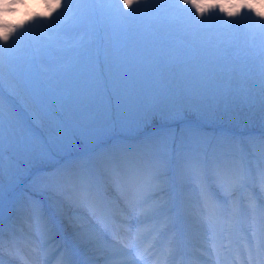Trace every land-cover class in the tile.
I'll use <instances>...</instances> for the list:
<instances>
[{"label":"snow or ice","instance_id":"obj_1","mask_svg":"<svg viewBox=\"0 0 264 264\" xmlns=\"http://www.w3.org/2000/svg\"><path fill=\"white\" fill-rule=\"evenodd\" d=\"M22 6L25 0H5L0 15V97L5 88L9 92V103L0 102V253L5 244L2 177L5 168L13 166L14 148L21 146L17 137L20 109L13 100L18 88L28 82V68L21 67L22 60L27 64L36 56H48L52 87L37 94V102L65 103L79 112L85 123L95 122L86 111L93 95L86 58L101 29L109 36L107 58L126 85L124 114L137 128L147 129L156 115H163L177 103L222 107L225 111L251 107L257 102L254 88L258 89L259 106L264 109V10L257 8L254 0H232L227 7L222 0H69L67 5L54 0L50 7L46 5L45 12L25 13L26 19L9 22L8 15H14ZM189 9L194 14L191 23L182 16ZM57 10H61L62 23H49L43 33L24 35L30 22L38 17L51 18ZM217 10L228 18L223 21L225 30L203 29L205 15ZM245 15L249 19L254 16L252 22L261 31L241 47L227 29ZM242 58L245 63L238 67ZM161 66L164 70L157 71ZM107 123L96 131L106 129ZM65 146L70 153L74 138H69ZM39 155L51 159L53 153L42 148ZM110 163L111 183L125 206L132 209L131 216L124 213L120 225L130 228L134 220L138 231L146 226L158 231L175 228L179 216L173 214L176 203L172 190L177 180L192 177L198 191L184 198L180 211L194 213L196 222L212 237L227 231L229 239L233 229L247 222L250 211L258 226L251 231L241 227L243 253L246 264H264V203H252L242 211L236 202H229L234 190L251 175L242 163L221 155L209 160L205 154L202 158L191 138L182 136L177 143L173 136L169 143L166 136L148 132L134 155L125 154ZM47 179L51 187L68 194L82 209L70 222L79 242L91 248L94 264H136L132 247L107 243L113 220L109 194L94 179L91 169L69 163L56 168ZM26 211L31 214L36 235L54 240L55 226L42 209L33 206ZM161 222L163 228H158ZM20 239L10 226L9 248L18 247ZM236 252L240 255V249ZM60 264L80 262L65 249Z\"/></svg>","mask_w":264,"mask_h":264},{"label":"rangeland","instance_id":"obj_2","mask_svg":"<svg viewBox=\"0 0 264 264\" xmlns=\"http://www.w3.org/2000/svg\"><path fill=\"white\" fill-rule=\"evenodd\" d=\"M4 2L5 0H0V15L4 12ZM61 2L67 5L69 0H61ZM72 2L75 3L76 0H72ZM222 2L225 3L227 7L232 0H222ZM254 2L257 8L264 10V7H262V0H254ZM53 3L54 0H25V6L20 7L14 15L9 14L7 19L9 22L13 23L21 19H26L25 13L45 12L47 10L46 5L50 7ZM64 11H66V9ZM182 16L186 22L191 23L194 14L189 9L184 12ZM226 19L228 18L222 16L217 10L205 15V24L201 27L213 32L216 30H225L226 26L223 21ZM253 20H255L254 16L249 19L248 16L245 15L242 18L235 19L232 27L227 29V31L233 34L237 44L241 47L251 43L252 37L261 31L258 25L252 22ZM62 22L63 16L61 10H57V12L53 13L51 18L38 17L30 22L26 26L24 35L30 36L36 33H43L46 30L45 25ZM77 35L78 34L70 37V39H75ZM109 51V36L101 29L95 38V42L91 45L86 58V70L91 76L93 85V95L88 103L86 111L95 117V122L93 123L82 122L80 113L73 110L65 103L54 101L49 104H42L37 102V94H43L52 87L49 81L52 65L48 56H36L35 59H30L27 64H25L23 60L20 62L21 67L28 68V82L27 84H22L18 88V93L13 100L20 109L21 123L17 132V137L21 146L14 148V163L12 168H5L2 177V194L4 214L8 212V219L17 216L20 220V222L17 221L14 223L15 226H13L12 229L15 230L21 238L31 236L33 239L26 247L31 248L37 244L41 246L40 242L37 241L35 228L31 223V214L29 211H26V209L39 206L43 213L46 212V214L44 213L45 216L55 226L53 235L54 233L56 234V228L59 227L57 224L67 223L68 231H59L60 233L62 232L64 238H69L70 235L74 233V227L70 220L74 215L82 211L74 207L75 204L70 200L68 194L50 186L47 177L54 169L69 163L78 165L86 164L91 171L101 176L103 183L108 186L112 185L110 179V162L106 159H101L106 157V154L110 151L114 152L116 159H120L125 154L129 156L134 155L135 151L132 155L128 153H131L130 149H134L143 141L145 132L152 133L153 135L156 133L161 134L162 132L164 134L166 133L169 143H171V138L173 136H175L177 143L180 142L182 136L185 139L191 138V140L199 146L202 158L205 154L209 160L215 155H221L230 161L235 159L237 163H242L244 168L246 167L247 161L250 162L252 168H259L258 173L255 171L257 169L253 170V176H255V173L256 175L260 174V177L252 178L251 184L249 183L253 192L252 194L257 198L259 203H264V192H262L260 186V184L264 183V150H261V146L264 147V142L258 141L251 136L247 139L243 138L245 135L253 133L256 130H260L264 133V109H262L258 103V89L254 88L252 93L253 96L257 97V102L254 103L253 106L245 107L242 110L225 111L222 107L215 109L212 106H203L199 104L181 106L177 103L163 115H156L150 123L164 124L168 122L170 124L167 126L168 128H160L162 126L150 130H148V128L144 129L142 126L137 128L135 124L127 120L124 114L126 111V85L115 66L109 62L107 58ZM24 55L27 57L29 54L25 53ZM244 63L245 60L242 58L238 67L243 66ZM163 70V66L157 69V71ZM0 102L5 105L9 103V92L7 88H5L2 97H0ZM56 112L60 115V118H56ZM192 114L197 117L201 116L204 120L206 119L205 121L208 122L206 124L207 126L224 125L234 130L231 131L230 128L227 129L230 134L217 132L214 135H210L207 134V130L193 129L190 134L189 128L197 125L196 121H188V116L191 117ZM180 119H184L185 121L174 123ZM105 121L108 122L107 128L97 132V127ZM232 132H234V134ZM138 133L141 136L132 139V137ZM231 135H235L233 136L235 140H231ZM123 137H130L131 140L129 141H134L135 143L132 144L127 142V144L120 141ZM69 138H74V147H72L70 153L65 146ZM101 142H106V146L93 150V152L99 150L98 153L93 154L92 151L88 154L84 153L86 149L96 146ZM249 143H251V145H249ZM241 145L246 147L249 155L247 154V156H245L243 154ZM42 148L51 150L53 153L51 159L42 158L39 155ZM29 149H31V151H29ZM75 153L79 154L76 156ZM80 157L84 158L79 159ZM252 163L255 165H251ZM34 168L38 170L34 171L27 181L22 182ZM42 168H48L46 170L47 172H44L45 170ZM245 183L234 190V194L230 197L229 202H236L241 194L240 189ZM112 186L114 188H109V196H118V190L114 185ZM50 190L52 193H50ZM14 191L17 192V194L10 206L8 199L12 196ZM196 191H198V186L195 179L187 177L183 180L176 181L172 194L175 198L178 196L184 201L185 197ZM218 195L223 196L224 193L218 192ZM30 201L31 203H29ZM8 219H4L5 235H8L11 223V220L8 222ZM130 228L126 226L128 234L131 232L129 231ZM25 234L29 235L26 236ZM108 240L110 241L111 239ZM20 244L19 242V245ZM53 244L51 243V245ZM46 246L49 247L47 252L52 254V252L56 251V249L51 250L50 243H46ZM36 249H38L37 246ZM63 251L64 249L62 252ZM39 252H45V250L39 249ZM28 254L34 256L35 253L29 250ZM3 257H10V255L5 252L0 253L2 262L5 261ZM10 259L17 261L15 258Z\"/></svg>","mask_w":264,"mask_h":264},{"label":"bare ground","instance_id":"obj_3","mask_svg":"<svg viewBox=\"0 0 264 264\" xmlns=\"http://www.w3.org/2000/svg\"><path fill=\"white\" fill-rule=\"evenodd\" d=\"M260 186L263 192L264 183L260 184ZM220 193H223V192H220ZM183 202L184 201L182 200V198H179L178 196L177 198H175L176 209H174L173 214H177L179 216V218L176 221L175 228L169 227L168 230H164V231H158L157 228H151L147 226L142 228L140 231L137 230V227L133 228L134 232L135 233L137 232L136 236H137L138 243H139V249H142V246L143 247L145 246V245H141V241H139V237L141 235L140 233L143 230L148 229V232H151V234L145 237V241L146 240L148 241L157 240L158 242L154 247H151V248L148 247L145 251L147 255L152 256L153 261L155 259V261L159 264H162V263L163 264H169V263L178 264V260H175L174 262L173 256L174 258L176 256L175 252H177L176 245L179 239L178 238L179 234H181L182 243L185 246L183 250H185L186 264H216V262H214L213 259L216 258V254L218 256L220 246L226 248L227 249L226 251L227 252L229 251L230 253L229 260L226 264H246L247 256L245 253H243V245L245 241L241 239L242 231L240 229L241 227H247L249 231H251L252 228L258 226V221L253 219L252 213L250 211L248 214L247 222L242 224L240 227L233 229L230 239L228 238L227 231H225L223 235H217L216 237H212L210 233H206L205 229L196 222L194 213L186 214L180 211ZM236 203L239 205L242 211L245 209H249V205L252 203L257 204V206L261 204L257 201L256 197L252 194L251 187L247 182L245 183L240 196L237 198ZM112 204L114 205L113 208L115 210V212L113 211V213L119 216V219L124 218V214H122L121 211L118 209V206L120 205H122L125 208L126 211L124 210V213H127L129 216L132 215V209L125 206L124 200L122 199L120 192H119L118 198H115L112 200ZM74 207L77 208L76 205ZM8 217H9L8 213H5L4 219L7 220ZM132 222H135V221L133 220ZM66 224L67 223L57 224L59 227L56 228V231H61V230L65 232L68 231V226ZM158 228H163L162 222L158 225ZM125 229H126L125 227H122L121 229L122 237H123L122 241L127 242L128 240L126 239ZM109 238L111 237L109 236L107 238V243L111 245L112 238L110 241L108 240ZM220 238L221 240H225L224 244H221V245L219 244ZM7 241H8V238L5 241L3 251L5 253L9 252L10 254V252L12 251V248H9ZM20 241L22 242L23 245L28 246L29 245L28 243L32 242L33 239L31 238V236H28L26 238L24 237L21 238ZM51 243L52 242H50V246H51ZM61 243L64 246V250L67 249L71 253L74 251L73 257L77 261H81L82 264H94L95 257H93L92 255L91 248L86 247L85 245L80 243L74 233H72L69 238L65 239V241L63 242L61 241ZM186 249L190 253L192 252L193 255L198 256V259H194L192 256H189ZM236 249H240V255L237 254ZM32 251L35 253L34 256L32 255L33 259L35 261L41 260V257L43 256L42 253H38L37 249H32ZM211 252H213L212 255H211ZM151 253L153 254L151 255ZM220 257L221 259H223L222 255H220ZM55 260L56 258L54 257L51 264H57ZM133 260L136 262V264H145L142 261L140 255L134 256ZM155 261H154V264H156ZM3 264H14V263H10V262L5 263V261H3Z\"/></svg>","mask_w":264,"mask_h":264},{"label":"trees","instance_id":"obj_4","mask_svg":"<svg viewBox=\"0 0 264 264\" xmlns=\"http://www.w3.org/2000/svg\"><path fill=\"white\" fill-rule=\"evenodd\" d=\"M56 114H57V116H56V118H60V115L56 112ZM189 117V116H188ZM191 118H196V119H198V120H200V121H202L203 123H205V124H207L208 122L207 121H205L204 119H202V117L201 116H195V115H193L192 114V116H191ZM54 120H56V119H54ZM23 124H24V121H23ZM230 126H232V125H230ZM208 131V133L207 134H210V135H214V134H216L217 132H224V133H229L230 134V132H228V130H225V129H216V130H207ZM210 132V133H209ZM164 133H162V134H155L156 136H161V137H165V135H166V133L163 135ZM254 136H256L255 134L254 135H252L251 137H254ZM258 136V135H257ZM259 139V141H261V142H264V137L263 138H258ZM231 140H234V137L231 135ZM249 145H251V143H249ZM246 150V149H245ZM113 158H116L114 155H113V153H107L106 154V158L105 157H103L101 160H108V161H112V159ZM73 166H75V165H78V164H72ZM44 176V175H43Z\"/></svg>","mask_w":264,"mask_h":264},{"label":"water","instance_id":"obj_5","mask_svg":"<svg viewBox=\"0 0 264 264\" xmlns=\"http://www.w3.org/2000/svg\"><path fill=\"white\" fill-rule=\"evenodd\" d=\"M95 148L97 147V146H94ZM94 147H90V148H88L87 150H85V154H88L90 151H92L93 149H94ZM35 170H37V168H34L33 170H31L30 172H29V174H28V176L22 181V182H25V181H27V179H28V177H30V175L33 173V171H35ZM15 193V191L13 192V194ZM13 194H12V196L10 197V201L12 200V197H13Z\"/></svg>","mask_w":264,"mask_h":264}]
</instances>
